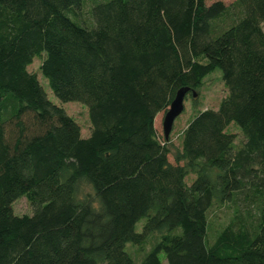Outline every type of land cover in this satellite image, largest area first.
Instances as JSON below:
<instances>
[{
    "label": "trees",
    "instance_id": "trees-1",
    "mask_svg": "<svg viewBox=\"0 0 264 264\" xmlns=\"http://www.w3.org/2000/svg\"><path fill=\"white\" fill-rule=\"evenodd\" d=\"M86 1L0 0V264H264V0ZM215 68L227 93L171 162L155 115Z\"/></svg>",
    "mask_w": 264,
    "mask_h": 264
},
{
    "label": "rangeland",
    "instance_id": "rangeland-1",
    "mask_svg": "<svg viewBox=\"0 0 264 264\" xmlns=\"http://www.w3.org/2000/svg\"><path fill=\"white\" fill-rule=\"evenodd\" d=\"M213 0H209L211 2ZM225 3H230L232 0H223ZM91 5V0H87L82 8L81 16L85 19L89 17V7ZM264 29V22L262 24ZM39 63L40 58L35 57L33 61L27 66L28 70L34 71L37 74V77L40 83L45 88L48 97L62 105L66 112L72 115L77 122L80 124L81 133L82 135H87L90 129V121L88 117V109L87 106L78 101V100H68V101H61L59 100L51 91L47 80L42 76L39 71ZM195 94H192L191 89L187 91L184 99V108L183 110L175 117L171 132L168 137L167 145L169 148V160L171 162H175V154L177 150L180 149V135L181 131L188 122V120L196 113L198 110L206 107H217L220 99L227 93V88L225 87L223 80L221 78V70L220 68H215L210 73L206 74L205 77L202 79V82L194 88ZM164 111H159L155 115L154 124L157 130V135L159 137H163V129H162V119L164 115ZM233 123V122H232ZM235 126V123H233ZM233 124L230 125L232 130L235 126ZM194 178V174L189 175L186 180L190 181ZM88 190V186L82 187V191L86 192ZM239 210L240 214H245V209H252L251 204H243L242 201L239 202ZM13 209L14 212L18 215L21 214H30L31 213V206L30 202L25 196H22L13 202ZM234 207L230 203H223V204H215L212 209L208 213V233L213 235L216 230L220 229L222 226L226 225L233 217ZM143 221L137 223V231L141 230V224ZM154 241V240H152ZM151 241V243H152ZM149 246H146V249ZM131 255L133 256L134 260L137 263L140 261L142 257V251L138 250L136 246L129 245L128 246Z\"/></svg>",
    "mask_w": 264,
    "mask_h": 264
},
{
    "label": "water",
    "instance_id": "water-1",
    "mask_svg": "<svg viewBox=\"0 0 264 264\" xmlns=\"http://www.w3.org/2000/svg\"><path fill=\"white\" fill-rule=\"evenodd\" d=\"M190 89L187 85H182L177 88L174 97L171 99L168 107L164 111L162 119V129L165 139H168L169 134L172 129V125L175 117L183 110L184 108V99L187 91ZM192 94H195L194 88H191Z\"/></svg>",
    "mask_w": 264,
    "mask_h": 264
}]
</instances>
